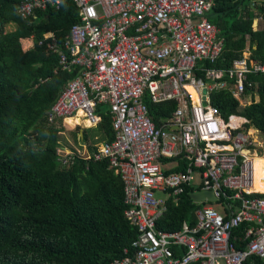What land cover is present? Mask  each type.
<instances>
[{
	"label": "built area",
	"instance_id": "1",
	"mask_svg": "<svg viewBox=\"0 0 264 264\" xmlns=\"http://www.w3.org/2000/svg\"><path fill=\"white\" fill-rule=\"evenodd\" d=\"M63 0H22L17 16L58 11ZM79 23L61 48L52 34L38 46L55 53L62 71L77 68L47 121L79 114L90 126L109 107L115 138L86 161H108L123 182L124 216L137 230L131 253L111 264H243L264 259V198L251 190L253 161L264 147L246 121L211 106L210 94L226 90L236 102L250 90V75H264V63L248 48L227 69L208 66L224 49L219 28L210 23L213 0H69ZM24 51L34 45L22 38ZM26 44V46H25ZM146 101L172 102L176 109L156 127ZM56 161L73 165L74 153L58 148ZM79 157V156H78ZM185 164L183 170H171ZM188 193L210 191L222 204L220 215L207 202L194 203L196 223L177 231L157 229L167 204ZM188 194V195H189ZM209 204V203H208ZM243 225V234L232 232ZM240 249H238V246Z\"/></svg>",
	"mask_w": 264,
	"mask_h": 264
},
{
	"label": "trees",
	"instance_id": "2",
	"mask_svg": "<svg viewBox=\"0 0 264 264\" xmlns=\"http://www.w3.org/2000/svg\"><path fill=\"white\" fill-rule=\"evenodd\" d=\"M21 1L0 0V264H111L125 256V249L131 253L137 236L124 216L123 183L106 160L75 158L68 167L58 163L56 137L63 127L60 118L47 121L78 69L62 71L58 56L37 43L52 34L63 48L70 28L79 23L77 10L63 0L60 10L38 12L36 18L23 21L17 16ZM213 1L208 19L219 28L224 49L208 66L229 68L246 46L253 61L264 63V0ZM258 20L263 28L256 30L253 23ZM25 37L34 41L26 51L20 42ZM249 80L257 82V101L238 110V103L222 90L210 95V104L225 118L240 115L250 121L245 127L264 133V75H250ZM146 104L156 127L175 110L172 102ZM99 111V125L82 130L83 142L95 136L114 139L110 113ZM95 149L89 144L90 152ZM253 163L250 189L264 193V185L258 183L264 178V160L255 158ZM189 191L186 188L176 204H167L157 229L172 232L183 222L196 223L197 206ZM243 230L241 225L232 235L240 237ZM243 264H264V259L249 256Z\"/></svg>",
	"mask_w": 264,
	"mask_h": 264
},
{
	"label": "crops",
	"instance_id": "3",
	"mask_svg": "<svg viewBox=\"0 0 264 264\" xmlns=\"http://www.w3.org/2000/svg\"><path fill=\"white\" fill-rule=\"evenodd\" d=\"M61 8V7H60ZM60 10V9H59ZM52 11V10H51ZM26 38V37H25ZM246 48H248L249 49V47L248 46H246L244 49H246ZM243 49V50H244ZM242 50V51H243ZM249 51H250V49H249ZM242 53V52H241ZM240 53V54H241ZM239 54V55H240ZM250 58H251V52H250ZM235 59V58H234ZM250 82L252 83V86H251V88H250V90H252V88L253 89H255V90H252V94L250 95V90H248V92L244 95V97H243V102H242V100L241 101H238L237 103H238V110H241L242 108H244L245 106H247V105H249L250 103H252V102H254V101H257V95H256V86H257V82L255 81V82H253V81H251L250 80ZM214 93H218V92H214ZM211 95V94H210ZM146 102H148V101H146ZM242 102V103H241ZM168 103H170V102H168ZM165 104V103H164ZM175 105V104H174ZM146 106H147V104H146ZM105 106H103V107H99L98 109L100 110L99 111V113H110L109 111H110V109H109V107H107L108 108V110L107 111H103V108H104ZM148 109V108H147ZM175 109H176V106H175ZM174 112V111H173ZM172 112V113H173ZM98 114V113H97ZM149 115V114H148ZM230 115H232V116H234V117H237V118H239V119H242V120H244V121H246V123L245 124H250V121L249 120H246L245 118H243L242 116H240V115H237V114H230ZM230 115H228V116H230ZM99 116V115H98ZM225 118V117H224ZM228 117H226L225 119H227ZM100 119H101V116H100ZM112 119V118H111ZM65 120H70L71 121V126H69V125H67V124H65ZM151 120V119H150ZM166 120V119H165ZM164 122V120H160V125L158 126V127H160L161 125H162V123ZM99 123H100V121H99ZM99 123L98 124H96L95 126H90L87 122H84V120L81 118V116L79 115V114H77V115H75L74 117H72V118H67V119H64V120H61V126L63 127V129L65 128H68L69 130H72V129H74V128H76V129H78L79 128V132H78V136L80 137V142L82 143V145H80L81 146V148H80V150L79 149H77V148H71L70 146L71 145H67V146H65V145H62V144H56V147H55V150L56 149H58V148H61V149H64V150H67V151H69V152H72V153H74L75 154V156H77L76 158H79V159H82L81 157H86V156H88V155H90V153H92V152H90L89 151V144L92 146V147H94V148H96V149H98V147L101 145V144H103V143H105V142H108V141H106V139L103 137V138H101V139H99V137L98 136H95L94 137V139L93 140H89L88 142H83L82 141V138L81 137H83L82 136V130L83 129H86V128H93V127H96V126H98L99 125ZM245 124H244V127H245ZM112 127H113V125H112ZM157 127V128H158ZM245 129H249V132L254 136V135H257V136H260L258 139L256 138V137H253V139L256 141V142H259L260 144H262V146L264 147V133H262V132H260L259 130H257V129H255L252 125H249L248 127H245ZM62 132V131H61ZM61 132H58L59 134L61 133ZM113 132H114V130H113ZM57 133V134H58ZM114 135H115V133H114ZM115 138V137H114ZM57 140V139H56ZM111 142V141H110ZM99 143V144H98ZM95 144H98V146L96 145L95 146ZM95 149V150H96ZM94 150V151H95ZM79 156V157H78ZM82 160H84V159H82ZM263 160H264V158H263ZM182 167V168H181ZM185 168V164H183V165H180V166H178V167H176V168H173V169H170L169 171H171V170H183ZM114 172H115V174H117L119 177H120V175L118 174V173H116V171L115 170H113ZM120 179H121V177H120ZM122 181V180H121ZM123 183V182H122ZM260 193V192H259ZM259 195H264V193H262V194H259ZM256 196V195H255ZM191 201V200H190ZM191 202H193V201H191ZM194 203H196V202H194ZM193 203V204H194ZM194 205H196V204H194ZM197 206V205H196ZM126 209V208H125ZM137 237V236H136ZM136 239V238H135Z\"/></svg>",
	"mask_w": 264,
	"mask_h": 264
},
{
	"label": "rangeland",
	"instance_id": "4",
	"mask_svg": "<svg viewBox=\"0 0 264 264\" xmlns=\"http://www.w3.org/2000/svg\"><path fill=\"white\" fill-rule=\"evenodd\" d=\"M253 28L256 29V30H259L261 28H263V24L261 21H255L253 23ZM10 29V28H8ZM8 29H6V32L8 31ZM26 46V44H25ZM243 102V100H242ZM241 102V103H242ZM108 108L105 106L103 108V111H107ZM78 132H79V128L76 129H72V130H69L68 128H64L62 130V132L59 134H57V137H56V144H62V145H71L70 147L71 148H77L80 150L82 143L80 142V137L78 136ZM91 131H89L90 133ZM93 132V131H92ZM253 137H256L257 139L260 137V136H257V135H254ZM99 144V143H98ZM98 144H95V146ZM264 155V154H263ZM205 205H209L210 207H212L215 211H217L220 215H224V210L222 208V204L220 202H215V203H212V204H205Z\"/></svg>",
	"mask_w": 264,
	"mask_h": 264
},
{
	"label": "water",
	"instance_id": "5",
	"mask_svg": "<svg viewBox=\"0 0 264 264\" xmlns=\"http://www.w3.org/2000/svg\"><path fill=\"white\" fill-rule=\"evenodd\" d=\"M189 199L193 202H207L209 204L217 202V199L213 196L210 191H200L196 193H190L188 195Z\"/></svg>",
	"mask_w": 264,
	"mask_h": 264
},
{
	"label": "bare ground",
	"instance_id": "6",
	"mask_svg": "<svg viewBox=\"0 0 264 264\" xmlns=\"http://www.w3.org/2000/svg\"><path fill=\"white\" fill-rule=\"evenodd\" d=\"M64 122H65V124H66L67 122H70V123H71L70 120H65ZM84 122H86V121H84ZM256 159H258V158H256ZM253 167H254V163H253ZM253 174H254V170H253ZM258 183H260V185H264V178H260V179H258Z\"/></svg>",
	"mask_w": 264,
	"mask_h": 264
}]
</instances>
